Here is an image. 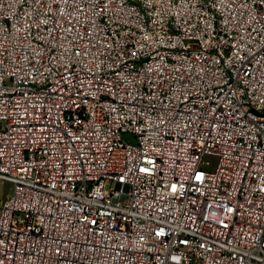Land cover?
Here are the masks:
<instances>
[{"label":"built area","instance_id":"built-area-1","mask_svg":"<svg viewBox=\"0 0 264 264\" xmlns=\"http://www.w3.org/2000/svg\"><path fill=\"white\" fill-rule=\"evenodd\" d=\"M0 181V264H264V0H0Z\"/></svg>","mask_w":264,"mask_h":264},{"label":"rangeland","instance_id":"rangeland-1","mask_svg":"<svg viewBox=\"0 0 264 264\" xmlns=\"http://www.w3.org/2000/svg\"><path fill=\"white\" fill-rule=\"evenodd\" d=\"M206 160L210 163L211 168H213L215 160L213 158H207ZM10 193L11 186L6 182L0 181V209L2 206V202L9 197Z\"/></svg>","mask_w":264,"mask_h":264}]
</instances>
